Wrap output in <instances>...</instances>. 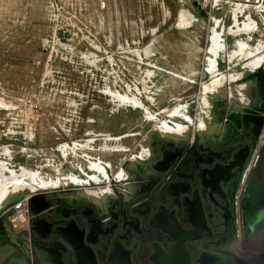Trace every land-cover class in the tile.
I'll use <instances>...</instances> for the list:
<instances>
[{
  "label": "rangeland",
  "instance_id": "1",
  "mask_svg": "<svg viewBox=\"0 0 264 264\" xmlns=\"http://www.w3.org/2000/svg\"><path fill=\"white\" fill-rule=\"evenodd\" d=\"M107 2L101 11L96 0H0V161L9 169L60 179V189L77 186L73 178L99 182L95 163L104 172L110 166L119 180L125 164L150 153L152 133L169 137L164 121L183 125L184 117H171L170 110L189 104V116L182 113L198 121L196 132L200 118L212 115L203 98L213 82L215 31L230 51L240 42L254 49L259 43L248 42L249 32L233 33L248 28L251 16L259 21L257 10L216 9L213 0ZM183 15L190 26L180 25ZM214 20L224 26L216 28ZM110 35L121 36L122 63L104 53ZM115 61L124 72L122 87L103 89L105 78L116 77ZM240 92L248 98L246 87ZM113 94L136 97L143 107Z\"/></svg>",
  "mask_w": 264,
  "mask_h": 264
},
{
  "label": "flooded vegetation",
  "instance_id": "2",
  "mask_svg": "<svg viewBox=\"0 0 264 264\" xmlns=\"http://www.w3.org/2000/svg\"><path fill=\"white\" fill-rule=\"evenodd\" d=\"M241 57L219 58L218 70L240 76V91L250 85L251 108L217 101L216 132L152 133L150 153L125 164L119 180L105 164L99 182L50 191L49 208L28 214L26 226L13 225L17 212L0 219V264H200L243 241V200L264 186V61L252 67L255 58Z\"/></svg>",
  "mask_w": 264,
  "mask_h": 264
},
{
  "label": "bare ground",
  "instance_id": "3",
  "mask_svg": "<svg viewBox=\"0 0 264 264\" xmlns=\"http://www.w3.org/2000/svg\"><path fill=\"white\" fill-rule=\"evenodd\" d=\"M237 23V21H236ZM181 26H190L189 20L183 15L181 18ZM248 27V26H247ZM250 28H242L238 29L237 31H234L233 33L240 34L243 32H248ZM234 30V29H233ZM211 48H210V53H212V56L217 57L218 52L220 51L221 48L224 47V45L221 43V36L218 32H214V35L212 36L211 39ZM240 47L243 50L246 45L242 42H240ZM243 52V51H242ZM238 53V52H237ZM250 55H248L249 58ZM255 57V56H254ZM211 59L210 60V68L209 72L213 74V82L209 85L206 86L204 89V98L203 102L205 107H210L212 104H214L217 101H223L226 100L232 108L238 111H244L246 109L251 108L253 105H246L245 104V99L246 97L241 94V92L237 89L236 84H237V78L233 73L230 74H218L216 73V59ZM261 58H255L251 62L252 67H258L260 66ZM262 66V65H261ZM256 69V68H255ZM254 69V70H255ZM254 72V71H253ZM241 87H246L247 90V96L250 94V85L245 84L242 85ZM257 88V87H256ZM118 101L122 102H127L130 104H133L136 107H143V103L136 97H128V96H121L118 94H113ZM263 103V102H262ZM261 106V105H260ZM182 108L184 107H177L174 110H170V116L171 117H184L187 119L189 122H193V120L186 116L184 113H182ZM243 113V112H242ZM210 114H204V117L200 118L199 122V131L200 132H216L214 127L210 126ZM153 118V117H151ZM163 127L165 128V134H169V137L172 138H183L182 133L184 132H189V128L185 127L181 124L176 125V128L169 125L165 121L163 122ZM221 129V128H220ZM161 133V132H160ZM186 139V138H185ZM10 152L6 150V154L8 155ZM0 167H2L3 170H6L10 172V176H4L2 181H0V210L5 207V205L15 196L19 194H34L37 192H50L57 190V188L60 187L61 180L56 179V180H46L41 176V173L39 171H31L28 169H22L21 172H16L11 169H8L5 166L4 162H0ZM93 167L97 169L99 172H101L104 176L106 175V172L103 171V168L101 164H93ZM5 171V172H6ZM5 174V173H4ZM74 182L79 185H84L85 182L80 181L79 179L73 178ZM96 180V179H95ZM91 193V192H89ZM50 197V196H49ZM98 202V201H97ZM25 217L21 216L19 218V221H24Z\"/></svg>",
  "mask_w": 264,
  "mask_h": 264
},
{
  "label": "water",
  "instance_id": "4",
  "mask_svg": "<svg viewBox=\"0 0 264 264\" xmlns=\"http://www.w3.org/2000/svg\"><path fill=\"white\" fill-rule=\"evenodd\" d=\"M259 83L263 88L264 74L259 75ZM48 194L37 192L15 196L0 210V219L9 222V217L23 210L25 205L31 218L39 216L50 206ZM242 210L248 228L246 238L206 254L200 264H264V186L246 193Z\"/></svg>",
  "mask_w": 264,
  "mask_h": 264
},
{
  "label": "built area",
  "instance_id": "5",
  "mask_svg": "<svg viewBox=\"0 0 264 264\" xmlns=\"http://www.w3.org/2000/svg\"><path fill=\"white\" fill-rule=\"evenodd\" d=\"M98 3V7L101 11H105L108 7V2L107 0H96ZM220 5L224 6L227 5L228 7L231 6L230 8H237L238 11L240 12H244L246 10H257L260 13V20L257 21L255 20L252 16L249 19H246L245 22L247 23V26L249 29V34H247V36L250 37L249 41H252L253 39H257V41L259 42L256 49L258 47L264 46V0H213V7H215L216 9L220 8ZM241 14V13H240ZM221 21V20H219ZM235 23V20H234ZM73 25H75V23H73ZM246 25V24H245ZM234 26V25H233ZM105 43L107 44L106 48H105V55L112 58V59H119L120 63H122V58H123V42L121 39V36L118 35L116 38H113V36H105L104 37ZM222 43L224 44L226 42V38H222ZM227 44V43H226ZM114 45L115 51H109V48H112ZM249 46V45H247ZM254 49V50H256ZM224 52V50H222ZM264 54V53H262ZM261 54V55H262ZM112 64V63H111ZM115 74L116 77L114 79V81L109 80L108 78H105L103 80V89H109L114 87L115 89H120L122 87V83H123V69L120 65L117 64V62L115 61ZM104 72V71H103ZM100 177V175H99ZM92 180V179H91ZM28 215V211L26 210H22L19 211L14 217H12L11 221L13 223V225H18L21 224L22 227L26 226V223H24V221L22 223L19 222V218L21 216H24L26 218V216Z\"/></svg>",
  "mask_w": 264,
  "mask_h": 264
},
{
  "label": "crops",
  "instance_id": "6",
  "mask_svg": "<svg viewBox=\"0 0 264 264\" xmlns=\"http://www.w3.org/2000/svg\"><path fill=\"white\" fill-rule=\"evenodd\" d=\"M223 23V22H222ZM213 25H215V27L216 28H220V27H223V26H221V21H219V20H214L213 21ZM218 29H217V31H218ZM213 31H214V29H212ZM221 37L222 38H224V34H221ZM221 38V39H222ZM221 43H222V40H221ZM223 44V43H222ZM224 46H225V49H223L224 50V52L221 50L220 52H218V55H217V57L215 58L216 59V66H215V69H216V73H218V74H230L232 71H231V68L230 67H226V69L224 70V71H220V70H218V60H219V58H228V56H230V55H232V56H235V55H237L238 57L240 56V55H243V57H241V58H239V60H241V59H244V58H248V55H250L249 56V58L251 59V58H261V59H263V60H261V62H260V65L262 64V62L264 61V54H262V53H264V46H261V47H258L256 50H250V49H248V46L246 45V47L242 50L241 49V47H239V49H238V51H236V48H234L235 50H233V49H231V50H233V51H229V48H228V46L226 45V42L223 44ZM243 51V52H242ZM238 52V53H237ZM240 54V55H239ZM262 54V55H261ZM211 55L209 54V52H208V57H207V60L209 61V57H210ZM255 56V57H254ZM208 61H207V63H208ZM208 65H209V63L207 64V68L205 69V70H207L208 71ZM228 68V69H227ZM189 104H185V105H183V107H184V109H183V111H184V113H186L188 116H189V106H188ZM213 106V104L210 106V107H212ZM191 118H192V116H190ZM210 117V119H211V116H209ZM193 119V118H192ZM194 120V119H193ZM196 120H194L193 122H189V121H187V120H185L184 118H183V126H185V127H188L189 128V132H184L183 133V139H185V138H187V137H190L191 135L192 136H194L195 137V135H197V134H199V132L200 131H197L196 132V126H197V123H198V121H196ZM212 120H210V126L212 127ZM193 128H195V131L193 130ZM5 153V155L6 156H8L7 154H6V151L4 152ZM4 158H7L6 160H9V158L8 157H4ZM11 160H13V159H11ZM10 160V162H12ZM0 162H2V161H0ZM5 163V166L9 169V167H8V164L6 163V162H4ZM11 166L13 167V168H15V169H18L19 168V166H21V165H19L18 167H15V166H13V164L11 163ZM22 169V168H21ZM0 170H1V172H0V181H2V179H3V177L5 176H8V175H11L10 174V172H8V171H6V170H3L2 169V167H0ZM6 171V172H5ZM5 173V174H4Z\"/></svg>",
  "mask_w": 264,
  "mask_h": 264
}]
</instances>
